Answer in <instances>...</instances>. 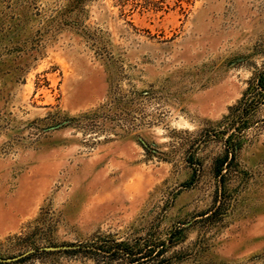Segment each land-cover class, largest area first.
<instances>
[{"label":"rangeland","instance_id":"rangeland-1","mask_svg":"<svg viewBox=\"0 0 264 264\" xmlns=\"http://www.w3.org/2000/svg\"><path fill=\"white\" fill-rule=\"evenodd\" d=\"M0 264H264V0H0Z\"/></svg>","mask_w":264,"mask_h":264},{"label":"water","instance_id":"water-1","mask_svg":"<svg viewBox=\"0 0 264 264\" xmlns=\"http://www.w3.org/2000/svg\"><path fill=\"white\" fill-rule=\"evenodd\" d=\"M74 249V247L72 246H63V247H45V248H42V249H39V250H33V251H30V252H27L23 255H21L20 257L18 258H21V257H24L30 253H34V252H38V251H43V252H53V251H59V250H72ZM18 258H15V259H11V260H16ZM11 260H2V261H11Z\"/></svg>","mask_w":264,"mask_h":264},{"label":"trees","instance_id":"trees-1","mask_svg":"<svg viewBox=\"0 0 264 264\" xmlns=\"http://www.w3.org/2000/svg\"><path fill=\"white\" fill-rule=\"evenodd\" d=\"M223 161H224V160L219 161V165H218V169H217V173H218V174H221L222 166H223Z\"/></svg>","mask_w":264,"mask_h":264}]
</instances>
